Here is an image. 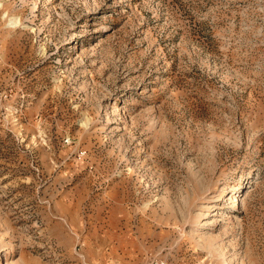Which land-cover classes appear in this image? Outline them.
Instances as JSON below:
<instances>
[{
	"label": "rangeland",
	"instance_id": "374dc122",
	"mask_svg": "<svg viewBox=\"0 0 264 264\" xmlns=\"http://www.w3.org/2000/svg\"><path fill=\"white\" fill-rule=\"evenodd\" d=\"M264 264V0H0V264Z\"/></svg>",
	"mask_w": 264,
	"mask_h": 264
},
{
	"label": "built area",
	"instance_id": "2783aa9c",
	"mask_svg": "<svg viewBox=\"0 0 264 264\" xmlns=\"http://www.w3.org/2000/svg\"><path fill=\"white\" fill-rule=\"evenodd\" d=\"M149 264H171V262L166 257H154Z\"/></svg>",
	"mask_w": 264,
	"mask_h": 264
}]
</instances>
